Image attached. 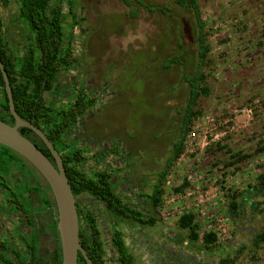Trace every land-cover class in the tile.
Returning a JSON list of instances; mask_svg holds the SVG:
<instances>
[{
    "label": "rangeland",
    "instance_id": "obj_1",
    "mask_svg": "<svg viewBox=\"0 0 264 264\" xmlns=\"http://www.w3.org/2000/svg\"><path fill=\"white\" fill-rule=\"evenodd\" d=\"M199 4L211 46L205 67L211 93L201 98L202 112L194 118L184 150L166 177L160 221L155 226L123 224L126 244L135 264H191L201 258L204 264H264V243L253 245V237L264 228V199L252 189L264 153L236 163L238 168L225 165L228 154L208 152L218 141L249 150L264 139V0ZM164 5L169 6L166 13L147 8ZM18 10L16 0L0 6V21L14 51L29 46L30 30ZM77 13L81 16L75 29L77 61L71 71L59 75L54 101L59 105L70 101L73 87L65 86L72 82L86 86L98 101L75 130L85 134L86 141L79 145L90 157L89 172L98 165L94 151L114 144L127 151L128 178L142 184L161 167L178 136L189 90L183 75L193 73L197 61L194 16L172 0H77ZM66 21L69 28L71 18ZM184 181L188 182L184 190L175 191ZM23 187L22 181L15 189ZM228 189L256 194L235 220L226 212ZM80 200L90 205L92 198L83 194ZM34 206L35 211L42 209ZM188 211L196 213L201 236L206 231L218 233L215 246L206 249L202 239L192 242L179 228L177 219ZM100 224L105 226L108 256L117 264L109 244L114 225L107 212Z\"/></svg>",
    "mask_w": 264,
    "mask_h": 264
},
{
    "label": "trees",
    "instance_id": "obj_2",
    "mask_svg": "<svg viewBox=\"0 0 264 264\" xmlns=\"http://www.w3.org/2000/svg\"><path fill=\"white\" fill-rule=\"evenodd\" d=\"M10 1L0 0V6L1 4L7 6ZM16 2L19 9L18 16L30 30V34L27 36L29 46L26 50H12L11 40L4 33V24L0 21V57L10 80L17 112L23 119L38 125L61 152L69 182L77 199L80 200L83 194H87L90 198L101 201L105 209L119 221L130 220L146 226L156 224L160 219L158 209L161 205L166 177L184 150L185 139L194 118L202 112L199 107L201 98L207 97L211 93L209 86L205 84L208 75L205 67L209 62L211 46L207 40L209 35L207 21L202 16L199 0H172L178 7L189 9L194 16L197 61L194 72L183 75L189 86L187 101L183 110L180 111L178 136L171 144L172 152L165 158L158 182L152 194L148 196L149 212L137 209L122 198L116 190V185L111 182V170L98 168L89 172L86 163L90 157L85 154L86 151L77 142L70 141L65 135L98 101L96 96L90 95L86 86H79L73 91L74 97L71 101L63 105H58L56 102L58 100L56 89L59 86V75L62 72L71 71L77 61L75 29L76 25L78 26L81 22V16L77 13V0H16ZM168 7V5L147 6L150 11L162 13H166ZM67 17L71 18V23H68L69 28L67 27ZM174 61L175 57L166 64L169 66ZM4 85L5 80L0 69V118L12 124L14 117L9 109V99ZM52 98L53 100H51ZM25 130L31 133L34 131L29 127L20 128L21 133L31 139ZM35 135L40 138L37 134ZM40 140L43 144L42 150L48 157L54 159L49 148L41 138ZM0 146L2 148L0 169L5 179L4 187L11 188L7 183L12 177L9 175L13 171L14 173L19 171V178L22 176L19 183L23 181L24 184L22 190L18 191L20 206L26 202L32 208H35L34 205H40L42 209L49 208L52 211L56 202L51 187L44 176L21 154L2 143ZM112 151L115 150L112 149ZM208 152L212 155H216L218 152L228 154L225 165L239 168L236 163L256 154L264 153V139H261L255 148L249 150H235L228 143L218 141L208 148ZM93 156L101 159V156L104 155L98 157V153H95ZM260 168L261 171L256 177V185L252 189H255L256 194L261 193L264 197V162L260 164ZM6 179L8 180L6 181ZM44 182L46 186H44ZM187 183L184 181L174 190L183 191ZM25 193L30 194L31 199L27 200ZM256 194L250 193L249 189H228L226 205L228 216L235 220L246 203ZM253 203L255 204L254 201ZM77 206L80 220L88 227V233L84 234V230L80 231L83 246L94 264H107L106 241L102 237L98 217L86 204L77 203ZM56 223L57 220L54 219V226ZM177 223L179 228L187 231V237L192 242L202 239L206 249L216 245L217 234L215 232L206 231L201 236L200 222L195 212L182 213L177 219ZM120 226L115 227L111 236V245L116 252L115 260L117 264H135L134 255L126 244L125 234ZM263 243L264 228L253 237L255 247H261ZM35 254L36 262L47 263L48 259H43V257H47V254L40 250L38 238L36 239ZM51 256L53 264H62L61 244ZM222 261L226 263L227 259ZM78 262V264H88L81 253Z\"/></svg>",
    "mask_w": 264,
    "mask_h": 264
},
{
    "label": "flooded vegetation",
    "instance_id": "obj_3",
    "mask_svg": "<svg viewBox=\"0 0 264 264\" xmlns=\"http://www.w3.org/2000/svg\"><path fill=\"white\" fill-rule=\"evenodd\" d=\"M71 86L73 87V91H74L76 87H79V82L77 84L75 82H72L69 85H66L65 87H69L68 89H71ZM63 89L65 90V88ZM73 97L74 95L72 94V98L70 99V101L73 99ZM67 102L69 101H66L65 103ZM85 115H88V113L86 112L76 122L73 128H71L69 131L65 133V135L70 141H75L77 142L78 145L80 144L81 141L83 140L86 141L85 134L84 135L83 133L78 134L76 133L75 130L79 125L81 124L84 125L83 119ZM14 123L15 121L12 124ZM21 127H25V126H21ZM25 131L29 133L31 140L34 143H36L40 148L43 147V144L41 143L40 140L41 137L35 131L34 133L37 134L40 138H38L34 133H31L27 130ZM71 133H74L73 138L71 137ZM89 140L92 141L90 138ZM97 145L99 146V144ZM112 149H114L115 151H112ZM1 150L2 148L0 146V151ZM126 152H127L126 150L119 151L118 146L114 144L110 148H103V150L101 151L97 150V152L94 151L93 154L98 153V157L104 155L101 156L102 157L101 159L94 157L95 161L98 164L95 166L94 170L98 168H102V169L108 168L109 170H111L112 172L111 182L116 185V190L118 191V193H120L122 198L126 199V201H128L130 205H134L137 209L143 212H149L150 203L148 196L152 194V191L158 182L159 174L164 166L163 162H165V160H162L161 162L162 164L159 169L154 170L150 179L148 178L147 181H143L142 184H138L139 180L135 179V177L130 179L128 178V174L126 170L128 166L127 159L125 156ZM108 157L110 158V161H106ZM51 160L55 162L54 159ZM101 162L102 164L100 165ZM18 174H20L19 171H17L16 173H14L13 171L9 175L12 176L11 179L14 183L9 184L11 188L8 189L5 188L3 185L5 179L3 177L4 176L3 172L0 169V264H53L51 254L61 244L60 234L57 229V223L54 226V219L57 220V207L56 206H55L56 208L52 207L53 208L52 211L49 208L45 210L40 209L38 210L40 214L39 213L37 214L35 213L37 212V210L35 211V208H31L32 206L30 204H28L30 206L29 210H27L24 207L25 206L24 204L20 206L19 203L20 197L18 191H16L15 189L18 186V184H20L19 178L17 177ZM7 180L8 179H6V181ZM44 186H46L45 182H44ZM260 195L262 194L260 193ZM25 196L27 197V200L31 199L30 194L25 193ZM77 203L83 204V202L80 201L79 199H77ZM86 206L91 208L98 217V225L101 229L102 237L106 231L105 226H101L100 224L102 223V215L104 212L108 213L112 221V224L114 225L111 236L116 226L119 227V225H121L120 227L124 232L123 224L124 225L130 224L135 226L142 225L139 222L130 221V220L119 221L107 209H105V206L101 201L96 200L94 198H92L90 205H86ZM242 211L243 210H241V212ZM40 217L43 219L40 220L39 219ZM236 217L237 218L242 217V213H240ZM159 221L160 219L157 221V223ZM238 221H240V219H238ZM155 225L156 224L151 226H155ZM81 230H84V234L88 233L87 224L80 220V231ZM37 238L39 240L40 250L46 252L47 254L46 255L47 257H43V259H48L47 263L36 262L35 246H36ZM111 243L112 242L110 237L109 240L110 246H112ZM44 245H46V247ZM107 258H108L107 264H113V259H111V257L108 255ZM182 260L183 262L185 261L184 259H181V261ZM191 264H204V259L201 258L199 259L198 262Z\"/></svg>",
    "mask_w": 264,
    "mask_h": 264
},
{
    "label": "water",
    "instance_id": "obj_4",
    "mask_svg": "<svg viewBox=\"0 0 264 264\" xmlns=\"http://www.w3.org/2000/svg\"><path fill=\"white\" fill-rule=\"evenodd\" d=\"M0 69L5 80L9 109L15 121L14 124H9L0 118V143L25 157L44 176L51 187L57 207V229L61 240L62 264H78L80 253L86 258L88 264H94L81 242L77 198L69 182L62 154L38 125L23 119L17 112L10 80L1 57ZM21 126L31 128L41 137L51 151L55 162L36 143L21 133L19 130Z\"/></svg>",
    "mask_w": 264,
    "mask_h": 264
},
{
    "label": "built area",
    "instance_id": "obj_5",
    "mask_svg": "<svg viewBox=\"0 0 264 264\" xmlns=\"http://www.w3.org/2000/svg\"><path fill=\"white\" fill-rule=\"evenodd\" d=\"M247 111H249V112H250V111H251V109H250V108H248V109H247ZM188 134H189V133H188ZM192 134L194 135V134H195V132H192ZM217 235H218V233H217Z\"/></svg>",
    "mask_w": 264,
    "mask_h": 264
}]
</instances>
